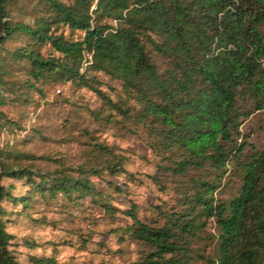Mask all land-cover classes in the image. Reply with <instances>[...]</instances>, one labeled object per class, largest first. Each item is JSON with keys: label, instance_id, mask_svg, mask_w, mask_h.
I'll list each match as a JSON object with an SVG mask.
<instances>
[{"label": "trees", "instance_id": "trees-1", "mask_svg": "<svg viewBox=\"0 0 264 264\" xmlns=\"http://www.w3.org/2000/svg\"><path fill=\"white\" fill-rule=\"evenodd\" d=\"M29 1H35L31 22L13 19L19 0H0V48L7 39L25 37L9 54L15 63H29L28 79L88 88L124 120L145 128L159 158L156 181L168 176L174 185L185 182L175 187L179 209H159L162 224L142 221L131 203L124 231L150 247L140 264H191V243L209 220L214 253L200 255L207 264H264V149L241 133L244 120L264 109V0ZM44 45L48 53L41 51ZM86 54L91 59L81 69ZM3 59L0 107L8 69ZM100 72L120 83L123 99L105 95ZM8 122L0 110V131ZM91 144L104 156L103 165L33 172L0 157V264H20L2 219L3 200L26 205L37 193L76 203L89 196L108 215L114 212L91 176L128 174L124 156L107 144ZM231 160L238 191L218 198ZM3 177H25L27 193L14 195L11 185L1 184ZM31 260L55 264L51 258Z\"/></svg>", "mask_w": 264, "mask_h": 264}, {"label": "rangeland", "instance_id": "rangeland-1", "mask_svg": "<svg viewBox=\"0 0 264 264\" xmlns=\"http://www.w3.org/2000/svg\"><path fill=\"white\" fill-rule=\"evenodd\" d=\"M34 4L35 1L19 0L13 19L31 22ZM20 10L27 15H20ZM62 29L67 32L66 27ZM26 41L22 36L10 38L0 48V58H4L8 68L3 75L5 104L0 110L9 120L0 131V157H9L12 164L33 172L103 165L104 156L92 150L91 143L99 142L124 156L123 168L128 174L104 171L101 176H91L95 186L108 194L114 210L111 215L89 196L76 203L61 195L53 199L37 193L26 205L3 200L1 206L6 213L2 219L13 236L10 249L20 264H35L32 256L51 258L55 264H140L150 247L124 231L131 222L127 215L131 203L138 206L137 215L142 221L162 224L163 213L159 209H179L175 187L185 182L182 179L174 185L168 176L156 181L159 158L148 145L150 137L145 128L124 120L88 88L49 78L28 79L29 63H15L9 54ZM41 51L48 53L50 49L44 45ZM97 76L105 95L114 101L124 98L120 83L102 72ZM26 81L34 85L29 86ZM132 103L128 101V105ZM241 133L256 149H264V109L244 120ZM227 167L224 186L217 194L222 199L236 194L240 185L236 162L231 160ZM1 184L11 185L14 195L26 194L29 188L25 177H3ZM109 184L123 188V192ZM214 233V224L209 220L202 237L191 243V264H207L200 255H213Z\"/></svg>", "mask_w": 264, "mask_h": 264}, {"label": "built area", "instance_id": "built-area-1", "mask_svg": "<svg viewBox=\"0 0 264 264\" xmlns=\"http://www.w3.org/2000/svg\"><path fill=\"white\" fill-rule=\"evenodd\" d=\"M78 33H80L81 35L84 34V32H82V31H78ZM90 59H91L90 54H86L85 59L82 62V68L81 69L85 68L88 65V63L90 62Z\"/></svg>", "mask_w": 264, "mask_h": 264}]
</instances>
